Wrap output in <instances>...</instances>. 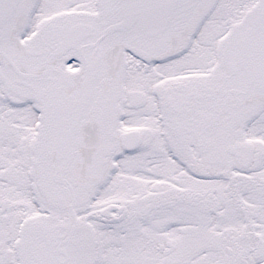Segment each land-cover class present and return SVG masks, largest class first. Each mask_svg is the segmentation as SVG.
I'll use <instances>...</instances> for the list:
<instances>
[{
  "label": "snow or ice",
  "instance_id": "obj_1",
  "mask_svg": "<svg viewBox=\"0 0 264 264\" xmlns=\"http://www.w3.org/2000/svg\"><path fill=\"white\" fill-rule=\"evenodd\" d=\"M0 264H264V0H0Z\"/></svg>",
  "mask_w": 264,
  "mask_h": 264
}]
</instances>
